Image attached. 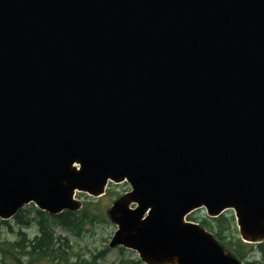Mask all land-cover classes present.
<instances>
[{
	"label": "water",
	"instance_id": "obj_1",
	"mask_svg": "<svg viewBox=\"0 0 264 264\" xmlns=\"http://www.w3.org/2000/svg\"><path fill=\"white\" fill-rule=\"evenodd\" d=\"M109 181L146 264H243L204 206L264 240V0H0V218Z\"/></svg>",
	"mask_w": 264,
	"mask_h": 264
},
{
	"label": "rangeland",
	"instance_id": "obj_2",
	"mask_svg": "<svg viewBox=\"0 0 264 264\" xmlns=\"http://www.w3.org/2000/svg\"><path fill=\"white\" fill-rule=\"evenodd\" d=\"M131 189V185L127 182L121 184L110 183L107 186L105 194L101 197H91L86 192H77L74 195V198L81 204V211L87 208L86 210L89 212V218L87 222L84 223L82 230L77 234L71 233L60 226L55 227L58 235L67 238V241H64V243L62 242V247L66 249L67 253L72 257V259H80V257H82L85 260L94 261V264H116L121 260V258L127 257L139 259L143 264H146L145 261L139 256L137 251L124 246H110V242L114 237L119 225L114 220H112L109 215V211L112 208L114 202L129 192ZM33 205L35 206L33 203H27L23 208L29 209L33 207ZM135 206L136 204L134 203L130 207L134 208ZM225 213H228L229 215L234 214L232 211ZM190 216L201 219L206 216V212L204 209H199L192 212ZM2 221L4 220L0 218V242H15L19 239L18 232L20 230L24 231L28 238H34L39 234L38 224L36 222H34L30 227L21 228L15 224L13 218L6 220L9 221L10 225L4 224ZM205 230L212 235L213 239L223 247L227 254L237 257L230 246L226 244V240L222 241L207 228H205ZM234 233L235 236H241L237 226L234 230ZM232 237L234 236L232 235L227 239ZM253 243L257 244L256 242ZM255 250L256 251L248 252V257L246 259L244 258L239 260L243 264H248V261L252 264H264V253L262 254L259 252L257 248H255ZM15 259L16 257L14 255H10L8 253L3 255V252L0 250V264H15ZM21 259L22 262L27 263V257L24 256ZM35 264L58 263L57 261H52L46 258L37 261Z\"/></svg>",
	"mask_w": 264,
	"mask_h": 264
},
{
	"label": "trees",
	"instance_id": "obj_3",
	"mask_svg": "<svg viewBox=\"0 0 264 264\" xmlns=\"http://www.w3.org/2000/svg\"><path fill=\"white\" fill-rule=\"evenodd\" d=\"M86 209L79 212L67 210L58 215H50L34 205L29 209L23 208L13 217V221L21 228L30 227L36 222L39 234L34 238H28L27 234L20 230L18 232L19 239L13 243L8 241L4 243L0 242V250L3 252V255L7 253L14 255L16 257L15 264H35L37 261L46 258L57 261L58 264H94V261H88L82 257L80 259H72L66 249L62 247L67 238L61 237L55 230L56 226H60L71 233H79L89 218V212ZM195 220L207 227L222 241L226 240V244L230 246L239 259H246L248 257L247 253L256 251L255 248L262 254L264 253V242L249 244L243 242L239 236H235L236 223L235 217L232 214L224 213L217 218L203 217L201 219L196 218ZM2 223L10 225L9 221H2ZM232 235L234 237L229 238L230 240L227 239ZM24 256L28 259L27 263L22 262L21 258ZM116 264L143 263L139 259L123 257ZM248 264L252 263L248 261Z\"/></svg>",
	"mask_w": 264,
	"mask_h": 264
}]
</instances>
